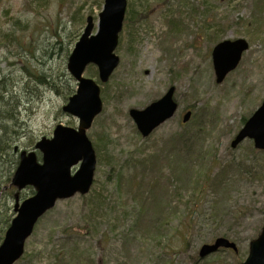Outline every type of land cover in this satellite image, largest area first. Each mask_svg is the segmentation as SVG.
I'll use <instances>...</instances> for the list:
<instances>
[{"label":"rangeland","instance_id":"1","mask_svg":"<svg viewBox=\"0 0 264 264\" xmlns=\"http://www.w3.org/2000/svg\"><path fill=\"white\" fill-rule=\"evenodd\" d=\"M104 0H0V244L15 216L20 152L79 119L62 108L78 89L67 66L87 18ZM244 39L237 69L216 82L213 48ZM150 43L155 57L144 55ZM102 111L86 135L95 151L87 195L60 200L36 225L15 264H242L264 227V151L232 148L264 101V0H127ZM173 87L175 116L143 138L130 115ZM191 120L183 124V115ZM17 149V152L15 150ZM79 164L72 168V173ZM238 252L202 259L217 238Z\"/></svg>","mask_w":264,"mask_h":264},{"label":"water","instance_id":"2","mask_svg":"<svg viewBox=\"0 0 264 264\" xmlns=\"http://www.w3.org/2000/svg\"><path fill=\"white\" fill-rule=\"evenodd\" d=\"M104 1L96 35L92 34L93 18L88 17L84 34L77 42L68 63L69 72L78 82V90L63 107V112L79 118V127L76 130L59 125L51 139L43 138L39 141L36 149L42 153L41 164L38 163L35 152L21 153V161L12 184L19 190L32 186L36 193L21 204L16 197L17 216L0 245V264H15L22 257L25 242L32 235L36 223L54 208L58 200L69 199L79 193L86 195L93 185L96 156L86 131L101 113L102 101L98 85L93 80L84 78L83 73L89 64H95L99 69L100 80L106 83L118 67L119 58L114 51L127 9V0ZM248 49L249 44L244 39L224 41L214 47L212 58L218 84L238 67L243 53ZM174 93L175 89L172 87L145 110L130 111L144 138L174 117L178 109ZM191 116L192 113L187 112L183 123H187ZM246 139L253 140L254 147L264 151V102L247 120L231 147L237 148ZM79 163V170L72 175L71 169ZM220 250L237 253L238 247L234 242L221 237L212 244L204 245L199 256L204 259ZM242 264H264V227L258 238L250 243L249 255Z\"/></svg>","mask_w":264,"mask_h":264},{"label":"bare ground","instance_id":"3","mask_svg":"<svg viewBox=\"0 0 264 264\" xmlns=\"http://www.w3.org/2000/svg\"><path fill=\"white\" fill-rule=\"evenodd\" d=\"M147 54H149V56H151V57H155L156 56L152 46L150 45V43H147L146 47L144 48V55H147ZM3 150L4 149H2V146L0 144V155H2Z\"/></svg>","mask_w":264,"mask_h":264}]
</instances>
